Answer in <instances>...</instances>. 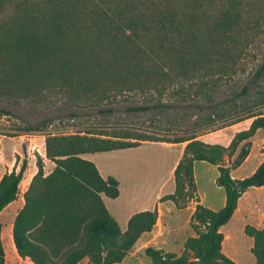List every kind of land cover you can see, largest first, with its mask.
<instances>
[{
	"label": "trees",
	"instance_id": "16d2710c",
	"mask_svg": "<svg viewBox=\"0 0 264 264\" xmlns=\"http://www.w3.org/2000/svg\"><path fill=\"white\" fill-rule=\"evenodd\" d=\"M242 1L23 0L0 27V62L7 66V80L25 89L54 79L74 101L96 106L132 91L168 95L186 102L185 106H199L188 100L211 103L217 56L227 57L229 38L253 10V3L244 9ZM4 2L0 0V8ZM178 106L176 101L158 100L126 109ZM212 108L209 105L206 111ZM104 111L111 107L99 109ZM251 117L249 127L237 131L227 145L195 135L165 139L111 126L46 134L45 157L54 165L45 174L42 158H37L24 203L12 222L17 255L32 264H77L84 258L89 264L121 262L138 238L155 226L157 207L133 213L121 231L103 200L119 195V182L111 175L103 177L83 155L136 147L145 141H186L173 170L174 190L159 197V202L170 200L178 209L196 202L190 216L195 234L186 238L179 255L152 246L144 252L151 264H237L222 251L221 227L233 216L243 192L264 185V160L246 177L231 174L248 155L250 138L264 129V111L250 112L237 121ZM198 160L217 168L215 182L225 192L218 210L199 202L194 178ZM26 168L23 160L18 169L1 176L0 212L17 198ZM244 233L253 239L254 264H264V223L261 228L246 225ZM0 264H5L1 223Z\"/></svg>",
	"mask_w": 264,
	"mask_h": 264
},
{
	"label": "rangeland",
	"instance_id": "374dc122",
	"mask_svg": "<svg viewBox=\"0 0 264 264\" xmlns=\"http://www.w3.org/2000/svg\"><path fill=\"white\" fill-rule=\"evenodd\" d=\"M21 1L5 0L0 8V27L16 12ZM251 3L253 10L247 13L240 28L234 30L229 38L227 57L217 56L212 76L215 81L212 102L203 99L187 101L199 106H185L186 102H179L168 95L160 97L156 92L142 95L133 91L120 94L102 105H91L74 101L54 79L25 89L7 80V66L1 61L0 178L13 168L18 169L26 160L27 168L19 186L20 195L31 175L36 172L38 157L42 158L44 172H48L54 164L45 157L44 138L50 133L108 129L111 126L130 128L136 133H148L165 139L195 135L197 139L206 138L226 144L236 129L241 130V126L232 130H222L223 127L244 120L237 121L238 117H246L250 112L264 111V0H243L242 6L247 9ZM253 19L256 23L251 22ZM158 100L176 101L180 106L136 112L126 109ZM209 105H213V108L206 111ZM109 107L111 111L99 112V109ZM27 127L41 129L26 130ZM258 140L255 138L254 142ZM144 143L135 148L91 154V160L103 174L112 175L119 181V195L116 198L105 196L103 200L121 231L125 230L131 213L147 206L160 208L154 231L142 236L119 264H151L144 252L147 246L179 255L186 238L195 234L190 225L194 201L182 209L176 208L170 200L157 203L159 197L174 190L173 169L182 154V143ZM238 150L230 160L235 158ZM257 158L258 150L255 147L250 160L238 167L233 176H248ZM217 174L216 166L203 160L195 161L197 195L205 206L214 210L223 206L225 198L224 189L215 182ZM253 189L250 188L248 194L242 196L231 219L221 227L224 234L222 251L237 264H254L255 258L250 250L253 239L244 233V227H258L264 220V208L248 204L250 196L260 194ZM15 206L17 202L0 212L5 264H32L28 259L20 258L11 243ZM79 264L89 263L84 259Z\"/></svg>",
	"mask_w": 264,
	"mask_h": 264
},
{
	"label": "crops",
	"instance_id": "0c3cea01",
	"mask_svg": "<svg viewBox=\"0 0 264 264\" xmlns=\"http://www.w3.org/2000/svg\"><path fill=\"white\" fill-rule=\"evenodd\" d=\"M253 118L251 117V118H245L244 120H241V121H238V122H234V123H230V124H228V125H226L225 127H223L222 128V130L223 129H225V130H232V129H234L236 126H241V130H243V129H247L248 127H249V124H250V122H251V120H252ZM237 131H240V130H237L236 129V131L232 134V136L237 132ZM203 136H206V134L205 135H203ZM232 136L230 137V138H228L227 139V143L226 144H224V145H227L229 142H230V140H231V138H232ZM255 138H259V140L257 141V143H255L254 141H255ZM200 140H202V141H205V142H209V143H215L213 140L211 141V140H209V139H206V138H201ZM250 141H251V146H250V150H249V153H248V155L246 156V158L243 160V162L238 166V167H241L243 164H246L249 160H250V158H251V156H252V152H253V150H254V148L256 147V149L258 150V158H257V160L252 164V167L250 168V171H251V173L257 168V166L260 164V162H262L263 160H264V151H262L261 150V148L264 146V129H257L256 130V132H255V134L250 138ZM145 142H151V141H145ZM180 143H182V147H184V145L186 144V141H184V142H180ZM142 144H146V143H142ZM142 144H140V145H142ZM139 145V146H140ZM136 147H138V146H136ZM131 148H135V147H131ZM125 149H128V148H125ZM118 150V149H117ZM183 151V150H182ZM107 152H109V151H107ZM96 153H100V152H96ZM91 154H94V153H89V154H85V155H83V157H85V158H88V159H92L93 157H92V155ZM181 157V156H180ZM202 161V160H201ZM178 162V161H177ZM238 167H236L235 169H232L231 170V174H232V176H233V173H234V171L236 170V169H238ZM53 168V167H52ZM51 168V169H52ZM51 169L48 171V172H45V174H47V173H49L50 171H51ZM99 170V169H98ZM174 170V169H173ZM99 172H100V174L103 176V177H107V176H110V175H106V174H103L102 173V171L101 170H99ZM250 173V174H251ZM24 174H25V172H24ZM249 174V175H250ZM112 176V175H111ZM23 177H24V175H23ZM31 177H32V175H31ZM31 177L29 178V180L27 181V185H25L24 186V189H22V191H21V194L19 195H17V198L15 199V200H13L11 203H9L7 206H10V205H12V204H14V203H16L17 202V206H15L16 208H15V214L17 213V211L22 207V205H23V203H24V200H23V193H24V191L26 190V188H27V186H28V183H29V181H30V179H31ZM234 178H236L235 176H233ZM246 177V176H245ZM23 180V179H22ZM21 180V181H22ZM119 182V181H118ZM20 186V185H19ZM250 188H255V189H253V190H256L257 192H260V194H258V195H256V196H250V198L248 199V204L250 205V206H255V205H258L259 207H261V208H264V185L263 186H260V187H249L245 192H243V194L240 196V198H239V200L242 198V196H246L247 194H248V192H249V190H250ZM103 197H105V196H103ZM239 200H238V203H239ZM224 201H225V198H224ZM199 202L200 203H202L201 202V198H200V196H199ZM157 203H160V202H157ZM195 203L196 202H194V206H195ZM203 204V203H202ZM204 205V204H203ZM224 205V204H223ZM194 206H193V210H194ZM238 206V205H237ZM149 207V208H148ZM155 206H153L152 208H154ZM188 207V206H187ZM150 206H147V207H142V208H140V209H138L137 211H140V210H144V209H152ZM157 210H160V208H158L157 207ZM193 210H192V212H193ZM136 211V212H137ZM133 213H135V212H133ZM133 213H131V215L133 214ZM14 214V215H15ZM192 214V213H191ZM131 215H129L128 216V218L131 216ZM159 218V217H158ZM263 223H264V220L262 221V223H261V225L260 226H258V227H256V228H261L262 227V225H263ZM154 231V227L152 228V230L150 231V232H146V233H143L139 238H138V240H140L141 238H142V236H144V235H146V234H150V233H152ZM11 240H12V238H10ZM10 240V241H11ZM137 240V241H138ZM136 241V242H137ZM11 243H12V241H11ZM222 247H223V245H222ZM84 259H86V258H84ZM83 259V260H84ZM82 261V260H81ZM80 261V262H81ZM79 262V263H80ZM79 263H77V264H79ZM119 264V263H118Z\"/></svg>",
	"mask_w": 264,
	"mask_h": 264
}]
</instances>
